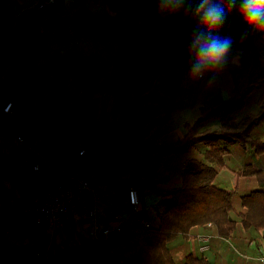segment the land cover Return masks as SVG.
I'll list each match as a JSON object with an SVG mask.
<instances>
[{
  "label": "trees",
  "instance_id": "16d2710c",
  "mask_svg": "<svg viewBox=\"0 0 264 264\" xmlns=\"http://www.w3.org/2000/svg\"><path fill=\"white\" fill-rule=\"evenodd\" d=\"M34 2L19 6L14 0H0V122L3 115H12L3 111L11 102L26 118L14 133L25 139L30 127L34 134L50 137L53 152L72 154L83 168L76 173L97 187H110L115 207H123L130 187L138 190L141 200L156 195L161 202L148 222L142 220L146 214H140V220L107 239L82 242L51 259L8 263L0 247V264H210L201 254L176 259L174 239L207 223L214 224L217 235L232 240L240 229L264 228V140L250 138L264 120V104L257 107L258 100L249 109L253 95L264 90V35L241 40L240 18L235 10L229 15L220 35L232 36L238 62L228 63L210 84V95L195 107V95L181 96L189 63V16L161 17L154 0H101L100 7L96 0H75L67 6L55 0L38 10L30 7ZM64 22L77 27V37L59 38ZM153 89L162 95L147 98ZM100 94L113 96L121 115L108 128L96 127L101 138L80 144L76 135L96 129L85 123ZM78 99L84 101L85 111H78ZM50 107L54 116L47 122ZM187 108L191 112L180 120L183 130L177 140L157 142L153 133L175 123L177 111ZM236 145H248L258 156L254 163L242 160L241 175L253 177L256 185L239 194L238 189L215 184L220 167L234 169V162L229 164L223 156ZM80 149L85 153L79 155ZM173 155L185 159L178 163L182 168L172 169L179 182L166 188L152 183L163 175L157 177L160 173L151 169ZM76 173H66L56 184ZM52 188L33 181L26 187V198L29 202L37 192Z\"/></svg>",
  "mask_w": 264,
  "mask_h": 264
},
{
  "label": "crops",
  "instance_id": "0c3cea01",
  "mask_svg": "<svg viewBox=\"0 0 264 264\" xmlns=\"http://www.w3.org/2000/svg\"><path fill=\"white\" fill-rule=\"evenodd\" d=\"M15 1L19 6H27L33 0H14V2ZM262 45H264V40L262 41ZM261 54L264 60V49L261 50ZM187 69L188 67L184 70L187 71ZM185 81L186 85L191 87L196 82L197 85H195V87H198V81H190L189 79ZM206 83L208 84V88L199 91L198 95H195L197 98L195 107L200 106L202 99L206 95L209 96V92L214 89V86L210 85L208 82ZM183 85L184 80H182V87ZM222 92L225 94L227 90L223 89ZM161 95L160 89H153L146 97L155 99ZM258 100L259 103L257 107L262 106L264 104L263 89L253 95L249 109H253L254 106H256L254 103ZM77 102L78 111L82 112L81 108L83 107L84 109V101L78 99ZM12 110L13 114L10 113L12 114L10 116L3 115L4 118L0 122V247L4 249L8 263L24 262L31 257H45L51 259L62 250L82 243V240L91 241L93 239L90 235L91 224L88 220H84L81 217L84 208H77L62 229H58L54 232L49 231L45 225H40L35 222L34 214L24 212L25 204L28 203V199L26 198V187L29 183L37 181L39 187L52 188L66 175V173L82 172L83 168L76 164L72 154H60L57 151L53 152L55 145L52 139L48 136L34 134L30 127L25 129L27 134L24 137V144H17L15 142V135L18 134L14 133V131L25 125L24 122L26 118L18 108L16 110L12 106ZM93 110L94 114L88 117L85 124H92L91 127L95 128L99 124H105L104 127L108 128L109 124H113L120 117L122 111L118 106H115L113 96L101 94L96 96ZM190 112L191 109L189 108L178 110L176 122L155 131L152 135L153 138L161 143H172L176 141L179 132L183 130V123H181V121H185ZM49 115L50 117L46 119V121L48 120L47 122L54 116L52 107H50ZM92 130L94 140L102 137L101 132L97 131V128ZM252 133L253 136L250 137L251 139L258 137L264 140V120L261 124L253 128ZM252 151V148L248 147V145L244 148L236 145L231 153L225 154L223 159L225 161H234L235 165L239 166V170L236 167L231 169L224 166L217 175L215 180L216 186L228 191L233 189L237 190V188H235L236 184L228 187L222 177L225 176L227 172L234 170L240 173L243 167V159L254 163V161L258 159V156H253ZM193 155H197V153L193 152ZM184 160V157L176 155L161 159V165H155L151 170L163 176L160 179H152L151 182L163 188L175 186L179 182V175L171 174L172 168L170 169V165L172 163L177 164ZM35 164H37L40 169V173L37 175L33 171V166ZM246 188L248 187L244 186L243 189L240 187L238 189L246 190ZM98 189L100 192V199L97 202V221L100 226H105L108 224L110 216L115 213L120 214V211L119 207L113 206L110 187H108L107 184H101L98 186ZM157 197H155V195H147L143 200L140 199L137 213L132 212L126 198L124 204L128 206L131 213L125 217H123V215L121 216L122 227L132 221L140 220L139 218L142 212L147 216L142 218L144 223L149 221L146 218L154 217L157 213L154 208L161 202V198ZM92 204V201L87 203L88 206ZM197 234H210L212 236L210 249L203 255L204 259L210 260V264H259L255 259H247L245 256L255 257L260 252L264 251V238L254 240V235H251V231L247 232L244 229H240L238 235L232 240L229 237L224 238L217 235L213 225L208 226L205 224L201 227L192 228L184 238L176 237L174 239L173 248L175 250L174 255L176 259L180 260L190 253L194 256H199L198 242L194 238Z\"/></svg>",
  "mask_w": 264,
  "mask_h": 264
},
{
  "label": "clouds",
  "instance_id": "9594fccd",
  "mask_svg": "<svg viewBox=\"0 0 264 264\" xmlns=\"http://www.w3.org/2000/svg\"><path fill=\"white\" fill-rule=\"evenodd\" d=\"M156 13L165 18L183 13L192 21L186 52L189 57L187 79L207 80L211 84L230 61L238 62L233 53L234 40L220 35L226 19L233 13L240 18V39L251 34L264 35V0H154Z\"/></svg>",
  "mask_w": 264,
  "mask_h": 264
},
{
  "label": "built area",
  "instance_id": "2783aa9c",
  "mask_svg": "<svg viewBox=\"0 0 264 264\" xmlns=\"http://www.w3.org/2000/svg\"><path fill=\"white\" fill-rule=\"evenodd\" d=\"M73 1L75 0H63V4L67 6ZM54 2L55 0H36L30 7L37 10L43 9ZM3 111L12 113V103H6L3 107ZM15 142L19 145H23L24 139L21 135H15ZM78 153L79 155L84 154L85 149H80ZM33 171L36 175L40 173L37 164L33 166ZM127 198L132 212H138L140 198L138 190L135 187L129 188ZM99 199V189L92 179L84 177L80 173L68 174L65 182H59L52 189H44L37 192L25 205L24 212L34 214L37 224L45 225L49 231L54 232L65 226L74 210L77 208H84L81 217L90 222L91 237L95 241H101L107 239L111 233L120 232L123 227L121 214L119 213L111 215L107 225H99L97 221V202ZM89 201L93 202L91 206L87 205ZM207 225L210 226L213 224L207 223ZM146 226H149V224L146 223ZM194 238L198 242V252L201 255H205L210 249L212 236L210 234H197ZM245 257L247 259H255L259 264H264V251L260 252L255 257L248 255Z\"/></svg>",
  "mask_w": 264,
  "mask_h": 264
},
{
  "label": "rangeland",
  "instance_id": "374dc122",
  "mask_svg": "<svg viewBox=\"0 0 264 264\" xmlns=\"http://www.w3.org/2000/svg\"><path fill=\"white\" fill-rule=\"evenodd\" d=\"M36 1V0H35ZM97 1V3H99V5H97V6H103V4H102V2H101V0H96ZM20 3V2H19ZM19 10V9H18ZM59 31H60V33H59V35L61 34V36L59 37V38H61V40L64 38V37H67V39L68 40H70V38H72V37H70V36H75V37H77L78 36V34H77V27L76 26H72V27H69L68 25H67V23L66 22H64L63 24H62V26H61V28L59 27ZM82 31V30H81ZM62 32H63V34H65V35H62ZM68 32V33H67ZM67 33V34H66ZM57 36H58V34H57ZM86 36V34L84 33V34H81V38H83V37H85ZM59 42V41H58ZM186 73H187V71L186 70H184L183 71V80H184V85H186V79H187V76H186ZM198 87H195V85H197L196 84V82L194 83V85H192L191 83V85H192V87L191 86H188V85H186V86H184L183 85V89H182V92H181V96L183 97V98H189V99H191V98H193L194 97V95H198V93H199V91H203V90H206L207 88H208V84L205 82V81H198ZM199 86H200V88H199ZM191 88V89H190ZM195 89H197V92L196 93H194V90ZM193 91V92H192ZM196 100H197V98L195 97V99H194V103L196 102ZM13 111V110H12ZM81 111H85V108L83 109V107L81 108ZM94 110L93 109H90L89 111H88V114H89V116H92L94 113ZM13 114V113H12ZM87 114V115H88ZM260 124V123H259ZM105 125V124H104ZM91 126H92V124H91ZM181 132H179V134H180ZM90 135H87V134H81V135H76V140H78L79 142H80V144L82 143V142H84V143H86V142H88V141H93L94 140V137H93V134H92V132H90L89 133ZM84 143H82V144H84ZM193 156H197V155H193ZM232 162H234V161H232ZM229 164H232L231 163V161H229L228 162ZM176 165L178 166V169L179 168H182L181 167V165H178V163L177 164H175V163H173L172 164V169L174 170L175 169V167H176ZM233 165V167H236L237 169L239 168V166L238 165H235V162H234V164H232ZM167 167H169V166H167ZM166 167V168H167ZM222 168H224L223 166L222 167H220L219 168V170H218V173L221 171V169ZM239 170V169H238ZM226 172V171H225ZM155 174L156 175H158L159 173H157V172H155ZM226 174V173H225ZM223 175V174H222ZM160 175H158L157 177H159ZM224 180H225V184L226 185H228V187L229 186H234L235 184V188H241V189H243V187L244 186H247L248 188H251V187H254V185H256L255 184V179L253 178V177H251V178H245V176L244 175H241V173H237V170H234V171H230V172H227V174L225 175V176H223L222 177ZM240 189H238L237 191H236V193L237 194H239L241 191H239ZM153 196V195H152ZM155 197H157L156 195H155ZM236 197V196H235ZM158 198V197H157ZM156 200H158V199H156ZM153 204V203H152ZM154 205V204H153ZM119 207V211H120V214H121V216L123 215V217H125V216H127L129 213H131L130 211H129V209H128V206L126 205V204H123V207L122 206H118ZM237 209H241L240 208V205H237V207H236ZM158 209V206L157 207H155L154 208V210L156 211ZM152 211H153V209H152ZM134 213H137V212H134ZM141 214H143V212L141 213ZM213 224V223H212ZM215 226H214V224H213V228H214ZM263 229L264 228H262V230H260V231H258V230H251V235H254L253 236V238H254V240H256V239H263L264 237H263ZM83 241H85V240H82V242ZM200 254V253H199ZM204 258V257H203Z\"/></svg>",
  "mask_w": 264,
  "mask_h": 264
}]
</instances>
